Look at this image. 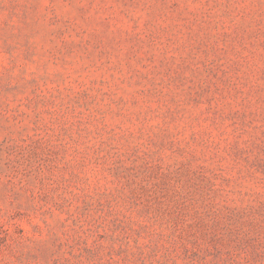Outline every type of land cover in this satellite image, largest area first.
<instances>
[{
  "label": "rangeland",
  "instance_id": "374dc122",
  "mask_svg": "<svg viewBox=\"0 0 264 264\" xmlns=\"http://www.w3.org/2000/svg\"><path fill=\"white\" fill-rule=\"evenodd\" d=\"M0 264H264V0H0Z\"/></svg>",
  "mask_w": 264,
  "mask_h": 264
}]
</instances>
